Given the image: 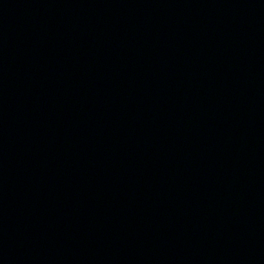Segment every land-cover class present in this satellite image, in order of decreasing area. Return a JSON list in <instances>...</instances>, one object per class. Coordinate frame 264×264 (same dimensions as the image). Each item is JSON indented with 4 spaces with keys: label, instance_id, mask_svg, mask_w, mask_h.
I'll return each mask as SVG.
<instances>
[{
    "label": "water",
    "instance_id": "obj_1",
    "mask_svg": "<svg viewBox=\"0 0 264 264\" xmlns=\"http://www.w3.org/2000/svg\"><path fill=\"white\" fill-rule=\"evenodd\" d=\"M0 264H264V0H0Z\"/></svg>",
    "mask_w": 264,
    "mask_h": 264
}]
</instances>
